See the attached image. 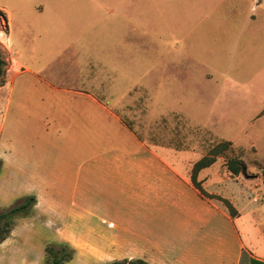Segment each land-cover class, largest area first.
I'll use <instances>...</instances> for the list:
<instances>
[{
    "label": "crops",
    "instance_id": "1",
    "mask_svg": "<svg viewBox=\"0 0 264 264\" xmlns=\"http://www.w3.org/2000/svg\"><path fill=\"white\" fill-rule=\"evenodd\" d=\"M0 9L8 23L0 31L8 53L0 90L9 85L6 95L0 92L1 170L17 198L34 195L36 217L64 228L55 235L58 241L79 243L86 257L102 261L264 264V246L246 233L250 221L202 196L184 158L148 145L103 101L106 71L113 83L120 77L115 48L109 62L100 45L103 62L90 54L83 58L88 46L67 42L71 25L24 23L28 16L62 19L41 4L16 11L21 40L31 34L33 42L14 43L9 14ZM88 18L99 20L95 14ZM51 31L57 36L46 42ZM125 73L127 80L132 70ZM53 204L55 216L48 210Z\"/></svg>",
    "mask_w": 264,
    "mask_h": 264
},
{
    "label": "rangeland",
    "instance_id": "2",
    "mask_svg": "<svg viewBox=\"0 0 264 264\" xmlns=\"http://www.w3.org/2000/svg\"><path fill=\"white\" fill-rule=\"evenodd\" d=\"M36 4L62 19L28 16L24 23L71 25L67 42L72 38L88 46L80 53L83 58L90 54L98 60L100 45L106 49L104 62H109L115 48L120 77L113 83L106 71L99 91L103 101L148 145L169 158H184L188 174L211 147L230 142L211 165L198 171L197 179L207 192L229 200L236 215L241 212L245 224L250 221L246 233L252 243L264 246V0H0L9 14L14 43L33 42L31 34L21 40L16 11L29 12ZM90 14L97 15L98 22L88 18ZM3 24L0 17V31ZM57 33L49 32L46 42ZM0 38L4 48L2 33ZM99 60L103 62V56ZM129 68L131 77L125 80ZM8 88L0 90L3 96ZM3 107L0 94V119ZM231 157L243 161L238 174L226 167ZM13 191L0 166V210L16 201ZM208 199L228 212L222 200ZM31 210L15 219L0 244L19 230L20 246L43 256L45 244L58 241L55 235L64 228L44 222ZM69 244L75 251L64 264L111 261L89 259L81 244ZM10 258L8 251L0 250V264H9Z\"/></svg>",
    "mask_w": 264,
    "mask_h": 264
},
{
    "label": "trees",
    "instance_id": "3",
    "mask_svg": "<svg viewBox=\"0 0 264 264\" xmlns=\"http://www.w3.org/2000/svg\"><path fill=\"white\" fill-rule=\"evenodd\" d=\"M0 17L4 20V24L2 26L3 30L7 31L8 28L7 18L4 11L1 9H0ZM3 49L4 48L0 46V84L3 83V78L6 72V68L8 66V59L5 56ZM229 143H230L229 141H222L217 143L216 145H214L209 149L208 154H205L202 157H200L198 160H196L191 167L190 182L199 191V193L202 196L206 198H218L222 200L230 216H235L237 214V211L229 200L207 192L201 186V181L197 179L198 171L204 167L211 165L215 161L216 155H218V153L226 149L229 146ZM225 163L227 169L230 171L231 174H238L244 168L243 161L240 158H233V157L227 158ZM0 166H1V160H0ZM34 203H35L34 195H24L20 198H17L16 201H14V203L9 207H3L0 210V242L9 235L14 225L15 219L27 215ZM74 251L75 250L73 246H71L68 242L65 241L48 242L44 246L43 264H64L65 262H68L73 258ZM106 264H153V263L146 262L145 260L140 258H130V259L123 258V259L111 260Z\"/></svg>",
    "mask_w": 264,
    "mask_h": 264
},
{
    "label": "clouds",
    "instance_id": "4",
    "mask_svg": "<svg viewBox=\"0 0 264 264\" xmlns=\"http://www.w3.org/2000/svg\"><path fill=\"white\" fill-rule=\"evenodd\" d=\"M48 210L53 216H55L58 208L53 204ZM22 240L23 237L19 230H17L13 232L12 238L3 244H0V250H6L10 253L11 258L9 264H41V260L43 259L42 254L21 247L20 242Z\"/></svg>",
    "mask_w": 264,
    "mask_h": 264
}]
</instances>
